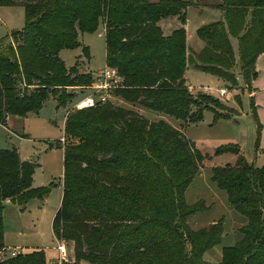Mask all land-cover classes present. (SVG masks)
Segmentation results:
<instances>
[{
    "label": "trees",
    "instance_id": "obj_1",
    "mask_svg": "<svg viewBox=\"0 0 264 264\" xmlns=\"http://www.w3.org/2000/svg\"><path fill=\"white\" fill-rule=\"evenodd\" d=\"M217 1L224 20L198 28L204 46L189 54L184 26L194 0H0V7H22L25 13L23 29L10 35L12 43L0 41V124L38 114L50 98L64 107L73 99L67 90L91 86L92 75L79 69L83 59L67 68L59 54L79 48L80 35L94 33L100 24L106 67L123 79L112 96L127 103L184 124L200 123L206 105L221 103L203 96L210 103L202 106L189 93L185 72L191 64L230 89L237 87L231 39L252 94L256 60L264 54V0ZM168 18L180 27L164 35L158 23ZM82 50L89 60L88 49ZM212 113L214 122L233 116L232 109ZM63 139L62 145L57 140L49 146L64 152L62 199L52 221L54 237L73 243L74 261L64 264H210L203 256L221 244L222 224L193 231L187 219L207 208L202 201L187 205L184 194L202 161L211 157L183 132L107 101L69 110ZM223 154L234 155L235 162L211 168V181L247 224L240 241L223 247L214 264H264V166L249 164L234 144L214 151ZM37 167L33 160L22 161L15 148L0 150V251L5 202L21 208L51 191L34 187ZM0 264L47 262L44 252L35 250Z\"/></svg>",
    "mask_w": 264,
    "mask_h": 264
},
{
    "label": "rangeland",
    "instance_id": "obj_2",
    "mask_svg": "<svg viewBox=\"0 0 264 264\" xmlns=\"http://www.w3.org/2000/svg\"><path fill=\"white\" fill-rule=\"evenodd\" d=\"M218 5L217 0H194V5L188 8L185 30L189 54L192 52L191 49L196 51L204 45L197 36L198 28L224 20ZM160 23L158 25L162 28V21ZM24 25L25 13L22 7H0L1 42L11 44L10 35L22 30ZM79 40L81 42L79 48L63 49L59 56L67 68L73 67L77 58L81 57L83 60L79 69L84 73H90L93 77L106 67L103 25L100 24L94 33L80 35ZM231 42L233 48H237V41L231 39ZM83 47L88 49L89 60L83 57ZM255 70L259 75L252 82L254 94L250 96L240 74L238 53L235 55V67L232 70L238 86L231 89L229 83L196 70L190 64L187 73L191 84L188 87L189 93L193 98L201 100L202 106L210 103L203 99V96L222 104L220 106L209 104L211 108L206 105L203 119L197 124H184L174 117L146 110L114 96L109 99L113 105L132 110L149 121L166 122L174 129L183 132L202 155L211 157V160L202 161L198 174L184 194L187 205L192 206L202 201L207 208L204 212L195 213L187 219L188 226L193 231L208 228L214 222L222 224L221 244L203 256V259L210 264L219 262L223 247L234 246L240 241L242 237L240 230L247 224V219L238 214L228 203L226 193L218 189L211 181V168L235 162V156L231 154L214 156L215 149L229 144L237 145L249 164L255 168L264 166V57H261ZM219 90L230 91V98H226L227 93L221 96ZM67 91L72 92L73 99L69 100L64 107H57L56 101L50 98L38 114L30 113L21 119L12 117L8 123V119H5L4 124H0V150L15 148L20 159L36 162L38 167L33 175L34 187L51 186L50 193L43 200L29 201L21 208L11 202L4 204L2 216L5 248L0 251V261L7 259L10 249L13 248L18 249L20 254L41 250L45 254L47 264H64L74 261L73 243L64 239L57 240L52 231V221L62 199L64 152L55 147L50 148L49 145H54L57 140H60L61 145L63 144L61 139L64 135L66 113L71 110L77 100L88 96L89 92L76 87ZM237 99L240 102H237ZM252 104L257 120L252 115ZM230 109L233 114L231 119L213 121L212 111L221 113ZM57 242L63 244L67 250V258L64 260L58 256ZM51 258L52 261H50Z\"/></svg>",
    "mask_w": 264,
    "mask_h": 264
},
{
    "label": "built area",
    "instance_id": "obj_3",
    "mask_svg": "<svg viewBox=\"0 0 264 264\" xmlns=\"http://www.w3.org/2000/svg\"><path fill=\"white\" fill-rule=\"evenodd\" d=\"M95 77V78H94ZM93 78V84L89 87H86L84 89L89 91V95L77 100L71 109H87V108H93L97 104L105 103L109 101V99L112 97V92L116 90L117 88L122 87L123 79L118 74L116 69L105 67L103 70H101L98 74L92 77ZM80 89V88H78ZM221 93V96H224L226 94L225 90H219ZM74 94H76L74 92ZM62 143L64 142V139H61ZM56 250L58 252V256L61 260H64L67 258V250L65 246L59 242H57ZM18 249H10L8 258H13L19 254Z\"/></svg>",
    "mask_w": 264,
    "mask_h": 264
},
{
    "label": "crops",
    "instance_id": "obj_4",
    "mask_svg": "<svg viewBox=\"0 0 264 264\" xmlns=\"http://www.w3.org/2000/svg\"><path fill=\"white\" fill-rule=\"evenodd\" d=\"M190 8V7H189ZM187 10H188V8H187ZM187 10H186V14H187ZM162 21V23H163V27L161 28V29H163L162 31H164L165 33V35H169V34H171V32L173 31V30H175V29H177V28H179L180 27V24H179V22H178V20L176 19V18H171V19H163V20H161ZM160 21V22H161ZM159 22V23H160ZM160 25H161V23H160ZM165 26V27H164ZM203 26V25H202ZM185 28H186V25L184 26ZM186 39H187V36H186ZM235 40V39H234ZM187 43V42H186ZM232 45H233V43H232ZM204 46V45H203ZM188 47V46H187ZM234 47V46H233ZM203 47H201L199 50H196V51H193L192 49H191V51L193 52V53H198V52H200V50L202 49ZM237 48H238V46H237ZM237 48H234V51H235V55H237ZM188 49H189V47H188ZM191 52V53H192ZM261 57H264V54H262V55H260L258 58H257V60H256V64H255V66H257V63L260 61V59H261ZM189 67V66H188ZM187 73H188V68H187V70H186V72H185V79H186V81H187V84L190 86L191 84L189 83V78H188V75H187ZM204 73V72H203ZM207 74V73H206ZM258 75H259V73H258ZM209 76H211V77H213L212 75H210L209 74ZM215 77V76H214ZM215 78H218V77H215ZM220 79V78H219ZM76 88H80V89H82V90H86V89H84V88H81V87H76ZM225 89V88H224ZM86 91H88V90H86ZM89 92V91H88ZM229 92L230 91H228V90H226V93L228 94L227 96H226V98L227 99H229L230 98V95H229ZM254 93H252V94H250V96L251 95H253ZM67 114V113H66ZM12 117H10L9 119H8V121H7V123L10 121V119H11ZM15 119H21V118H18V117H15ZM62 150V149H61ZM22 161H25V160H23V159H21ZM28 160H30V159H28ZM34 185V184H33ZM62 190H63V188H62ZM6 203H10L9 201H6L5 202V204ZM58 253V252H57ZM221 259V258H220ZM220 259H219V261H220ZM53 259L51 258V260L50 261H52ZM55 260V259H54ZM47 261V260H46ZM218 262V261H217ZM217 262H214V263H217Z\"/></svg>",
    "mask_w": 264,
    "mask_h": 264
}]
</instances>
